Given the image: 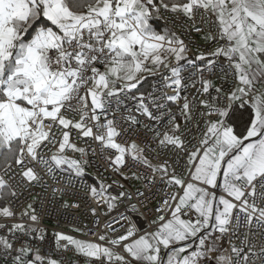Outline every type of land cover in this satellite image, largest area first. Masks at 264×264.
<instances>
[{
	"label": "snow or ice",
	"instance_id": "obj_1",
	"mask_svg": "<svg viewBox=\"0 0 264 264\" xmlns=\"http://www.w3.org/2000/svg\"><path fill=\"white\" fill-rule=\"evenodd\" d=\"M78 187L50 241L37 196ZM81 261L264 264V0H0V264Z\"/></svg>",
	"mask_w": 264,
	"mask_h": 264
},
{
	"label": "built area",
	"instance_id": "obj_2",
	"mask_svg": "<svg viewBox=\"0 0 264 264\" xmlns=\"http://www.w3.org/2000/svg\"><path fill=\"white\" fill-rule=\"evenodd\" d=\"M159 22L162 23L163 25L165 23L164 20H159ZM169 27H172V25H169ZM205 30H207V28H205ZM189 39L193 41V43H189V49L193 54L197 51L198 46L200 47L205 46V43L203 39L201 38V36L195 33H190L188 36L185 37L186 42H188ZM190 58H194V56ZM152 77L153 78L148 85L158 84L161 80L160 76H152ZM146 88H148V86ZM161 90L165 91L166 89L161 88ZM167 91H170V90H167ZM189 91H192V90L189 89ZM183 94L184 93H182V95ZM132 106H133V102L128 101V107H132ZM192 136H197L195 128H193ZM94 165H95L94 167L89 168L88 170L89 175L85 177L88 183L93 182V180L95 179V174L97 172L105 176L109 175V173L105 172V166L103 164V161L99 160V158L95 159ZM125 187L127 188L128 191H131V192H135L136 189H139L141 192H144L145 195L147 196V199L143 201L144 206L140 207L139 213L133 214V219L135 221H138V226L141 229H148L150 220L155 217L153 210L156 207L157 202L164 196V192H165L164 185L157 184L155 186H152V185H148L147 180H138V181L127 182ZM76 191L79 192L78 196H75V197L65 196L63 199L69 200V201H72L74 199L78 200L81 205L79 209L61 208L60 205L63 201H60L57 203H49L48 202L50 198L49 193H43L42 196H37V207H38V210L41 211L42 223L48 228L50 241H51L52 231L54 229L68 231L71 223L73 222V218H77L80 221H82L83 224H87L89 226H91L94 223L92 216L87 212L88 200H87V196L84 190L78 187ZM37 193H42V190L39 188L32 190L31 195L28 198L31 199V196H36ZM41 199L44 200L43 208H41L40 203H39ZM137 199H142V198L134 197L133 203H135ZM45 208L48 210L47 214H45L44 212ZM120 211H123V206H121ZM85 238H91V237H85ZM65 259L74 261L76 260V257L72 253H66ZM81 264H83L82 261H81Z\"/></svg>",
	"mask_w": 264,
	"mask_h": 264
},
{
	"label": "trees",
	"instance_id": "obj_3",
	"mask_svg": "<svg viewBox=\"0 0 264 264\" xmlns=\"http://www.w3.org/2000/svg\"><path fill=\"white\" fill-rule=\"evenodd\" d=\"M155 26L157 27V28H163L164 27V25L162 24V23H160L159 21H157V22H155ZM152 76H149V77H147V83L146 84H144V88H146L147 86H148V84L150 83V81L152 80Z\"/></svg>",
	"mask_w": 264,
	"mask_h": 264
},
{
	"label": "crops",
	"instance_id": "obj_4",
	"mask_svg": "<svg viewBox=\"0 0 264 264\" xmlns=\"http://www.w3.org/2000/svg\"><path fill=\"white\" fill-rule=\"evenodd\" d=\"M162 29H163V28H161V29H160V28H157V30H162Z\"/></svg>",
	"mask_w": 264,
	"mask_h": 264
},
{
	"label": "rangeland",
	"instance_id": "obj_5",
	"mask_svg": "<svg viewBox=\"0 0 264 264\" xmlns=\"http://www.w3.org/2000/svg\"><path fill=\"white\" fill-rule=\"evenodd\" d=\"M155 26V25H154Z\"/></svg>",
	"mask_w": 264,
	"mask_h": 264
}]
</instances>
